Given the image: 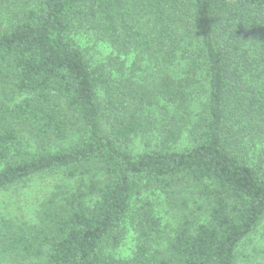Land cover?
Instances as JSON below:
<instances>
[{"label": "trees", "instance_id": "obj_1", "mask_svg": "<svg viewBox=\"0 0 264 264\" xmlns=\"http://www.w3.org/2000/svg\"><path fill=\"white\" fill-rule=\"evenodd\" d=\"M0 16V192L52 172L70 182L0 231V254L234 264L264 219V0H0ZM80 35L110 52L95 59ZM156 118L163 146L131 151ZM186 126L191 145L172 147ZM157 192L194 205L168 235ZM128 221L136 248L117 258Z\"/></svg>", "mask_w": 264, "mask_h": 264}, {"label": "rangeland", "instance_id": "obj_2", "mask_svg": "<svg viewBox=\"0 0 264 264\" xmlns=\"http://www.w3.org/2000/svg\"><path fill=\"white\" fill-rule=\"evenodd\" d=\"M5 18L0 16V20ZM78 39L85 46L88 47V52L93 55L95 59H101L106 57L110 52L109 48L103 44H94L93 41L85 35L78 36ZM93 46H89V45ZM140 76H145L147 72L139 71ZM142 80H144L142 78ZM106 100H102V104L105 108ZM107 117L105 118V121ZM176 121V120H175ZM169 123H171L169 121ZM160 119H154L152 124H149L148 128L142 133L136 136L130 145V150L133 152L139 150H152L159 149L163 146L164 142L162 137L164 136V130ZM175 125V124H173ZM188 126L181 128L177 139L171 144L172 147L184 149L191 145V136ZM74 184V182L72 183ZM70 182H67L61 172H52L44 175L34 176L24 182L12 185L0 192V231H4L8 228L13 229V224L19 222H33L36 219L38 209L41 202L49 196L55 190H62L69 186ZM155 213L161 219V227H164L165 235L171 233L173 228L178 224L180 218L179 211H190L194 208L180 207L175 209L167 201H165V194L157 192L152 194ZM137 232L131 221H128L124 230L123 237L117 246L109 245L107 253L112 254L117 258H128L132 255L137 244ZM0 264H42V260L24 261L19 260L17 262L12 260V257H6L0 254ZM234 264H264V219L256 226V228L246 236L239 244L236 252Z\"/></svg>", "mask_w": 264, "mask_h": 264}]
</instances>
